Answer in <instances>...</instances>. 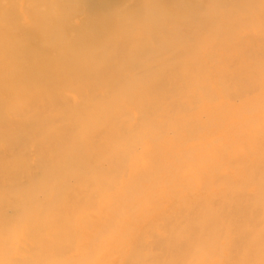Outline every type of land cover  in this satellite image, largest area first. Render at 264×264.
Wrapping results in <instances>:
<instances>
[{
  "label": "bare ground",
  "instance_id": "obj_1",
  "mask_svg": "<svg viewBox=\"0 0 264 264\" xmlns=\"http://www.w3.org/2000/svg\"><path fill=\"white\" fill-rule=\"evenodd\" d=\"M0 264H264V0H0Z\"/></svg>",
  "mask_w": 264,
  "mask_h": 264
}]
</instances>
